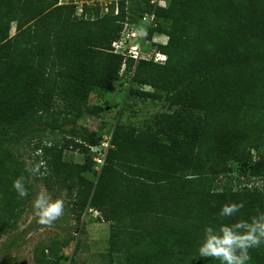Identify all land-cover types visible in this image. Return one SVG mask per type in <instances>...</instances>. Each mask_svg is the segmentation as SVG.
Here are the masks:
<instances>
[{
	"label": "trees",
	"instance_id": "1",
	"mask_svg": "<svg viewBox=\"0 0 264 264\" xmlns=\"http://www.w3.org/2000/svg\"><path fill=\"white\" fill-rule=\"evenodd\" d=\"M152 11L148 37H168L157 46L166 61L134 67L128 59L120 75L123 58L110 52L120 23L139 25ZM123 76L152 89L133 95L162 100L167 111L142 128L116 123L93 181L85 176L95 165L90 148L102 138L63 127L91 109V93L113 90ZM263 140L264 0H168L155 8L132 0L120 2L117 16L101 17L86 6L76 16L72 0H0V239L17 229L41 182L65 191L77 221L91 210L109 223L100 264H220L199 257L204 227L264 211ZM23 144L39 151L44 176L19 198L12 185L28 175ZM69 147L82 163L63 159ZM233 174L235 185L223 186ZM229 202L244 206L221 218ZM69 241L38 243L33 263L66 259ZM83 250L77 240L73 254ZM250 255L248 264H264V245Z\"/></svg>",
	"mask_w": 264,
	"mask_h": 264
},
{
	"label": "rangeland",
	"instance_id": "2",
	"mask_svg": "<svg viewBox=\"0 0 264 264\" xmlns=\"http://www.w3.org/2000/svg\"><path fill=\"white\" fill-rule=\"evenodd\" d=\"M69 1L71 0L66 2ZM164 1L167 4L168 0ZM13 33L14 28L12 26L10 35ZM129 79V76H123L118 80L113 90H97L91 93L88 100V106L91 109L82 118L76 119L75 126L70 124L64 126L63 129L70 130L83 127L90 132H95L103 140L109 138L108 136L116 123L142 128L147 123L153 122L157 115L167 111L166 104L162 100L133 95L131 90L152 92V89L147 86L131 84ZM57 105L60 106L61 104ZM94 108H101V110L96 112ZM46 136L48 137V133ZM61 136L58 134V138ZM163 138L160 137V139ZM33 144L28 146L23 144L18 149L28 166L36 165L35 158L39 154V151H34L32 148ZM257 152L264 156V140ZM63 159L67 162L82 163L83 155L69 147L63 151ZM97 169L94 165L93 171L85 176L94 181L97 176ZM40 173L36 178L44 176V168ZM236 180V174L227 176L222 179V185L234 186ZM41 185H43L41 182L35 183L33 198ZM250 185L258 186L257 183ZM49 192L54 197L63 194L65 198L64 215L50 228L38 224L32 216V198L17 229L0 239V264H34L33 250L35 246L41 242L46 243L53 238L71 239L69 245L61 250L66 259L58 260L57 264H100L99 255L105 254L108 250L109 223L99 219L98 214L94 211L91 212V210L86 214L83 213L77 221L72 212L73 206L65 195V191L52 188ZM77 240L83 242L84 250L74 255L73 248Z\"/></svg>",
	"mask_w": 264,
	"mask_h": 264
},
{
	"label": "clouds",
	"instance_id": "3",
	"mask_svg": "<svg viewBox=\"0 0 264 264\" xmlns=\"http://www.w3.org/2000/svg\"><path fill=\"white\" fill-rule=\"evenodd\" d=\"M25 171L27 176L21 175L13 180L12 187L19 198L29 195L27 185L41 174L39 165H26ZM31 203L33 218L45 227H52L65 212L63 194L54 197L44 185L40 186ZM243 206V202L225 203L219 216L234 217ZM261 245H264V211L257 209V213L248 219L205 226L203 238L198 245V254L201 258L218 260L220 264H248L251 259L250 250Z\"/></svg>",
	"mask_w": 264,
	"mask_h": 264
},
{
	"label": "built area",
	"instance_id": "4",
	"mask_svg": "<svg viewBox=\"0 0 264 264\" xmlns=\"http://www.w3.org/2000/svg\"><path fill=\"white\" fill-rule=\"evenodd\" d=\"M67 1V0H66ZM65 0H59V4H66ZM132 0H74L75 15L80 16L83 7L95 8L98 10L99 16L119 14V4L124 2L126 5ZM149 3L155 7H165L167 4L164 0H149ZM121 29L119 37L111 43L110 52L115 55H120L123 58V63L120 69V75L125 70V63L128 59L134 62V67L137 62L151 61L157 64H163L166 61V56L159 52L158 45H166L168 37L165 34L153 33L148 37V31L155 26V16L153 11L145 12L140 18V24L135 25L127 20L120 23ZM133 67V69H134ZM133 71L130 73L132 75ZM108 139H103L97 146L91 147V152L95 153L94 162L97 170H100L103 165L105 154L110 145L111 134Z\"/></svg>",
	"mask_w": 264,
	"mask_h": 264
}]
</instances>
